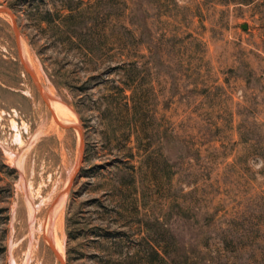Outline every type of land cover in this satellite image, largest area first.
Wrapping results in <instances>:
<instances>
[{
    "label": "rangeland",
    "instance_id": "1",
    "mask_svg": "<svg viewBox=\"0 0 264 264\" xmlns=\"http://www.w3.org/2000/svg\"><path fill=\"white\" fill-rule=\"evenodd\" d=\"M0 6V264H264V0Z\"/></svg>",
    "mask_w": 264,
    "mask_h": 264
},
{
    "label": "bare ground",
    "instance_id": "2",
    "mask_svg": "<svg viewBox=\"0 0 264 264\" xmlns=\"http://www.w3.org/2000/svg\"><path fill=\"white\" fill-rule=\"evenodd\" d=\"M17 140H19L23 145H24V143L22 142V138H21V136H20V134H18L17 135ZM20 143V144H21ZM10 154L11 155H13V156H16L17 154L16 153H13V152H10ZM15 159V158H14ZM31 199V198H30ZM32 201V200H31ZM30 203V202H29ZM30 206H31V204H30ZM31 207H33V204H32V206ZM30 209H32L33 210V208H30ZM56 209V207L53 209V210H55ZM61 220V219H60ZM53 224H55V223H53ZM54 231V230H53Z\"/></svg>",
    "mask_w": 264,
    "mask_h": 264
},
{
    "label": "water",
    "instance_id": "3",
    "mask_svg": "<svg viewBox=\"0 0 264 264\" xmlns=\"http://www.w3.org/2000/svg\"><path fill=\"white\" fill-rule=\"evenodd\" d=\"M0 10H7L4 6H0Z\"/></svg>",
    "mask_w": 264,
    "mask_h": 264
}]
</instances>
